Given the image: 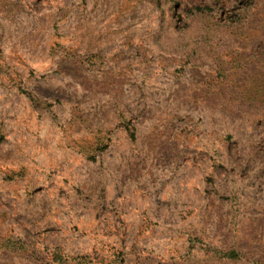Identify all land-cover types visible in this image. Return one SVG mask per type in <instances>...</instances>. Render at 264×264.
I'll use <instances>...</instances> for the list:
<instances>
[{
	"label": "rangeland",
	"instance_id": "1",
	"mask_svg": "<svg viewBox=\"0 0 264 264\" xmlns=\"http://www.w3.org/2000/svg\"><path fill=\"white\" fill-rule=\"evenodd\" d=\"M0 264H264V0H0Z\"/></svg>",
	"mask_w": 264,
	"mask_h": 264
},
{
	"label": "trees",
	"instance_id": "2",
	"mask_svg": "<svg viewBox=\"0 0 264 264\" xmlns=\"http://www.w3.org/2000/svg\"><path fill=\"white\" fill-rule=\"evenodd\" d=\"M221 257L226 259H237L239 257V253L237 250H229V251H220Z\"/></svg>",
	"mask_w": 264,
	"mask_h": 264
}]
</instances>
